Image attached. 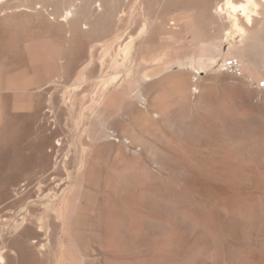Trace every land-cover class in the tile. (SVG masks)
I'll return each instance as SVG.
<instances>
[{
    "label": "rangeland",
    "instance_id": "1",
    "mask_svg": "<svg viewBox=\"0 0 264 264\" xmlns=\"http://www.w3.org/2000/svg\"><path fill=\"white\" fill-rule=\"evenodd\" d=\"M94 1L0 0V264H264V0Z\"/></svg>",
    "mask_w": 264,
    "mask_h": 264
},
{
    "label": "bare ground",
    "instance_id": "2",
    "mask_svg": "<svg viewBox=\"0 0 264 264\" xmlns=\"http://www.w3.org/2000/svg\"><path fill=\"white\" fill-rule=\"evenodd\" d=\"M8 1V0H7ZM41 1V6H38L39 7V11H40V9H43V11H44V8H42V7H45L46 6V4H48V3H50L51 2V0H40ZM52 1H54V2H57V0H52ZM76 1H77V3H79L78 2V0H73V3L72 4H70L68 7H66V8H64V9H62V11H63V14H62V16H61V18L63 17V19L61 20V22L62 21H67V23L70 21V23H71V21L72 20H69V19H72L73 17H74V15H75V13H76V11H77V6H76ZM106 1L107 0H95L92 4H91V7L88 9V11H87V9H86V11H84L85 13L86 12H88L87 14H89V15H92L94 12H98L99 13V16H101V17H99V18H102V16H107L106 14H107V9H106ZM150 1L151 0H147L146 1V3H148V4H150ZM10 2V1H9ZM37 2V1H36ZM152 2V1H151ZM30 3V2H29ZM252 3V0H247V3H245V4H242V5H240L239 6V9H240V11H241V15H242V18L244 17V19H245V21L247 22V23H250L251 22V20H252V17H251V9H250V4ZM3 4H5V3H3ZM6 4H7V2H6ZM39 4V2H37V3H35V6H37ZM52 4H53V2H52ZM51 3H50V5H52ZM58 4V3H57ZM1 6H2V4H0ZM49 5V4H48ZM49 5V6H50ZM142 5V4H141ZM145 5V4H144ZM53 6V5H52ZM229 6H230V10L232 11V12H235L236 10H237V7H235V6H233L231 3H229ZM2 7H4V6H2ZM10 7V6H9ZM6 8V7H5ZM12 8V7H11ZM17 8V7H16ZM28 8V7H27ZM37 8V7H36ZM10 9V8H9ZM29 9V8H28ZM33 9V8H32ZM45 9H47V8H45ZM52 9V8H51ZM3 10V9H2ZM55 10V9H54ZM59 10V9H58ZM57 10V11H58ZM83 10V9H82ZM85 10V9H84ZM229 10V9H228ZM30 11V10H29ZM42 11V12H43ZM50 11V10H49ZM53 11V10H52ZM51 11V12H52ZM142 11V10H141ZM4 12V11H3ZM6 12V11H5ZM35 12V11H34ZM45 12V11H44ZM50 12V13H51ZM79 12H83V11H79ZM50 13H48L49 15H50ZM84 13V14H85ZM119 13V12H118ZM257 13V12H256ZM5 14V13H4ZM37 14H39L38 13V9H37V12H36V15ZM231 14V13H230ZM235 14H237V13H235ZM258 14V13H257ZM3 15V14H2ZM234 15V14H233ZM1 16V15H0ZM10 16V15H9ZM17 15H14V17H16ZM19 16V15H18ZM86 16V15H85ZM95 16V15H94ZM13 17V16H12ZM37 17V16H36ZM54 18V17H53ZM237 19V18H236ZM55 20H56V18H55ZM69 20V21H68ZM74 20V19H73ZM99 20H101V19H99ZM134 20V19H133ZM59 22V21H58ZM239 22V21H238ZM66 24V23H65ZM239 24V23H238ZM84 26H83V29H90L89 28V26H88V28H87V24L86 23H84L83 24ZM68 26H69V23H68ZM243 28V27H242ZM243 30H245V29H243ZM71 30L70 29H68L67 30V33H69ZM247 33V32H246ZM1 35H3V34H1ZM69 37V36H68ZM1 38V37H0ZM3 38V37H2ZM132 43H133V41H132ZM132 45V44H131ZM129 47H130V45H129ZM130 49H132V48H130ZM132 57V56H131ZM134 58V57H133ZM132 59V58H131ZM137 60V59H136ZM70 61V60H69ZM174 61V60H173ZM168 62H171V61H168ZM140 63H141V61H140ZM179 63V62H178ZM184 63V62H183ZM138 64V63H137ZM180 64V63H179ZM170 65V64H169ZM184 64H182V66H183ZM134 66H136V64L134 65ZM68 68H67V70H69L68 71V73L66 74V75H64V78L65 79H67V80H69L70 79V77H71V75H72V73H74L73 71H74V63H69L68 64V66H67ZM136 67H138V66H136ZM178 67V66H177ZM184 67V66H183ZM133 69V68H132ZM132 69H130V70H132ZM64 70V69H63ZM129 70V71H130ZM166 70V68H164V69H162V70H160V71H158V72H155V73H153V74H143V76H142V82H145V81H147V80H149V78L151 77V76H154V75H158L159 73H162V72H164ZM138 71V70H137ZM65 72H66V69H65ZM96 72V69H94V68H92L91 70H89V72H88V75L89 76H91V78L92 77H95L94 75L96 74L95 73ZM132 72V71H131ZM85 73V72H84ZM126 73H127V71H126ZM143 73V72H142ZM63 74H64V72H63ZM130 74V73H129ZM81 75V74H80ZM241 75H242V72H241ZM82 76H84V74L82 75ZM109 77V76H108ZM62 78V77H61ZM104 78V77H103ZM95 79V78H94ZM90 80H92V79H90ZM98 83V82H97ZM139 83H141V82H139ZM99 84V83H98ZM137 85V84H136ZM103 86V85H102ZM67 87V86H66ZM109 88V87H108ZM107 88V89H108ZM100 89V88H99ZM136 89V88H135ZM107 91V90H106ZM135 92V91H134ZM133 92V93H134ZM103 93V92H102ZM107 93V92H106ZM103 94H105V92L103 93ZM100 95V94H99ZM133 95V94H132ZM136 95V94H135ZM100 97V96H99ZM99 97H97V98H99ZM102 97H103V95H102ZM143 97V96H142ZM52 98V97H51ZM51 100V99H50ZM91 100H93V102H94V104H95V106H94V108H93V106H92V108H93V112H97L98 113V111L100 110L103 114H106V115H111V117L113 116V114H115V112H116V94H113L112 92H110V91H108V93H107V95H105L104 96V98H102V99H96V96H95V98L93 99H91ZM92 102V103H93ZM53 103H54V101L53 102H50V109H51V107L53 106ZM90 103V102H89ZM82 104H83V102H82ZM84 105V104H83ZM101 113V114H102ZM100 114V113H99ZM96 117V116H95ZM114 122V121H113ZM108 124V123H107ZM101 132V131H100ZM100 134H103L102 135V137H103V139H107V140H113V133H111L110 132V129L109 128H107L106 129V127H105V130H104V132L103 133H100ZM111 142V141H110ZM41 157V156H40ZM48 157V156H47ZM26 161V160H25ZM9 162V161H8ZM46 162V161H45ZM37 166V165H36ZM46 166V165H45ZM46 168V167H45ZM55 170V169H54ZM21 191V190H20ZM18 192V191H17ZM19 193V192H18ZM15 194H17V193H15ZM30 232H32V230H30Z\"/></svg>",
    "mask_w": 264,
    "mask_h": 264
},
{
    "label": "built area",
    "instance_id": "3",
    "mask_svg": "<svg viewBox=\"0 0 264 264\" xmlns=\"http://www.w3.org/2000/svg\"><path fill=\"white\" fill-rule=\"evenodd\" d=\"M221 72L233 76H241V63L235 58L226 59L221 64Z\"/></svg>",
    "mask_w": 264,
    "mask_h": 264
}]
</instances>
